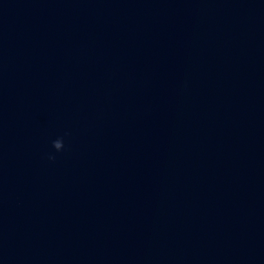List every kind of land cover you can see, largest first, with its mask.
<instances>
[{
  "label": "water",
  "instance_id": "1",
  "mask_svg": "<svg viewBox=\"0 0 264 264\" xmlns=\"http://www.w3.org/2000/svg\"><path fill=\"white\" fill-rule=\"evenodd\" d=\"M0 264H264V0H0Z\"/></svg>",
  "mask_w": 264,
  "mask_h": 264
},
{
  "label": "clouds",
  "instance_id": "2",
  "mask_svg": "<svg viewBox=\"0 0 264 264\" xmlns=\"http://www.w3.org/2000/svg\"><path fill=\"white\" fill-rule=\"evenodd\" d=\"M52 145H53V147L57 150V151H61V150H63L64 149V141H63V138H57L56 140H54L53 142H52ZM48 159L49 160H55L56 159V157H55V155H53V154H49L48 155Z\"/></svg>",
  "mask_w": 264,
  "mask_h": 264
}]
</instances>
